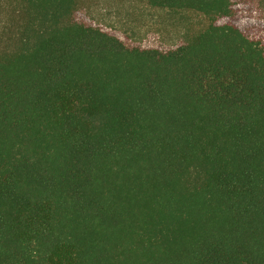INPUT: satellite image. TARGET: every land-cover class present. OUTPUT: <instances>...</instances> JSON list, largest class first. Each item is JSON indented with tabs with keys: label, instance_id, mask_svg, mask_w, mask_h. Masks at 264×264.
<instances>
[{
	"label": "trees",
	"instance_id": "trees-1",
	"mask_svg": "<svg viewBox=\"0 0 264 264\" xmlns=\"http://www.w3.org/2000/svg\"><path fill=\"white\" fill-rule=\"evenodd\" d=\"M0 0V264H264V44L238 0L170 49Z\"/></svg>",
	"mask_w": 264,
	"mask_h": 264
},
{
	"label": "rangeland",
	"instance_id": "rangeland-1",
	"mask_svg": "<svg viewBox=\"0 0 264 264\" xmlns=\"http://www.w3.org/2000/svg\"><path fill=\"white\" fill-rule=\"evenodd\" d=\"M75 19L160 49L178 46L209 24L201 14L153 8L144 0H80ZM238 19L264 44V0H238Z\"/></svg>",
	"mask_w": 264,
	"mask_h": 264
}]
</instances>
